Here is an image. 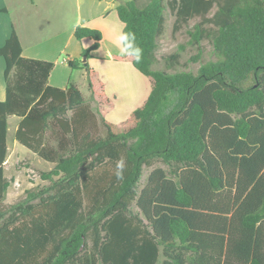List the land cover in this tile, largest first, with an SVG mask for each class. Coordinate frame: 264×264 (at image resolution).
Instances as JSON below:
<instances>
[{
	"label": "trees",
	"instance_id": "obj_1",
	"mask_svg": "<svg viewBox=\"0 0 264 264\" xmlns=\"http://www.w3.org/2000/svg\"><path fill=\"white\" fill-rule=\"evenodd\" d=\"M167 9L177 16L174 32L201 18L187 32L192 60L208 39L217 60L197 74L153 69ZM117 14L143 57L114 60L129 59L151 82L119 130L102 114L111 100L88 63L100 31L77 27L75 38L92 45L68 62L86 70L97 111L74 83L49 85L55 64L25 58L15 30L0 48V264H264V0H129ZM12 116L21 119L16 141L55 166L41 173L49 185L6 205ZM121 158L125 179L117 181ZM157 164L166 169L142 186Z\"/></svg>",
	"mask_w": 264,
	"mask_h": 264
},
{
	"label": "crops",
	"instance_id": "obj_2",
	"mask_svg": "<svg viewBox=\"0 0 264 264\" xmlns=\"http://www.w3.org/2000/svg\"><path fill=\"white\" fill-rule=\"evenodd\" d=\"M121 1L129 0H76L77 17L74 24L73 0H0V48L15 30L25 58L55 64L49 76V85L65 89L72 82L86 98L84 90L89 89L87 72L85 69L71 68L68 62L78 57L82 59L83 49L92 45L88 39L78 41L74 35L75 29L88 27L98 30L103 40L100 48L92 53L89 65L100 77L102 64L116 66L124 88L120 97L129 99L126 104L141 103V106L151 92L149 78L136 70L129 59L121 62L114 60L115 56L123 57L115 45L116 35L125 27L117 14ZM100 50L106 51L103 57L98 55ZM65 54L67 57L61 62L60 58ZM5 69V60L0 58V102L6 100Z\"/></svg>",
	"mask_w": 264,
	"mask_h": 264
},
{
	"label": "rangeland",
	"instance_id": "obj_3",
	"mask_svg": "<svg viewBox=\"0 0 264 264\" xmlns=\"http://www.w3.org/2000/svg\"><path fill=\"white\" fill-rule=\"evenodd\" d=\"M73 1L75 7V24L77 17L76 0ZM216 10L217 6H214L208 16L212 17ZM166 19L167 22L165 26V32L159 39L156 59L153 65L154 70L165 71L170 74L180 72H192L197 74L202 63L217 60L210 39L203 42L204 50L200 60L198 62L192 60L198 52L196 48L188 44L189 35L187 32L188 30L192 29L196 23L201 21L200 17H193L188 23L181 21L180 29L177 32H174L177 16L169 9L166 11ZM207 27H211V25H208ZM104 54H106L105 50H100L98 52V55L102 57ZM173 55H179V58L174 61L172 60ZM66 57V54L62 55L60 61L62 62ZM78 58L80 59V57ZM100 68L102 75L101 79L105 84L106 95L111 100V104L102 110V114L105 115V118L108 122L116 125V130H119L121 129L123 122L129 119L131 113H133L143 104L141 106H139L141 103H139V105L126 104L129 99L127 97H120L121 91H123L124 88L121 84V80H119L120 78L117 74L119 70L116 66L112 67L111 65L102 64ZM84 93L86 96V101L91 105L94 111H97L98 106L97 103L92 101L90 90L86 88ZM98 118L100 122V131L98 134L105 136L106 128L103 125L100 115H98ZM19 121L20 119L16 116L9 118L8 156L4 167L5 176L11 181V186L6 195V205L17 203L26 196L27 191H37L49 185V181L43 180L41 178V173L48 172L55 166L54 164L43 160L38 155L34 154L32 151L23 147L16 141L15 134ZM47 138L51 144H55V140L52 135H48ZM156 168L166 169V167L162 164H157L152 168H146L143 174L142 186L146 184L148 176Z\"/></svg>",
	"mask_w": 264,
	"mask_h": 264
},
{
	"label": "clouds",
	"instance_id": "obj_4",
	"mask_svg": "<svg viewBox=\"0 0 264 264\" xmlns=\"http://www.w3.org/2000/svg\"><path fill=\"white\" fill-rule=\"evenodd\" d=\"M115 45L119 49V54L123 57L140 63L143 57V49L137 44L136 34L132 31H120L115 37ZM126 163L123 158L115 165V178L117 181L125 179Z\"/></svg>",
	"mask_w": 264,
	"mask_h": 264
},
{
	"label": "water",
	"instance_id": "obj_5",
	"mask_svg": "<svg viewBox=\"0 0 264 264\" xmlns=\"http://www.w3.org/2000/svg\"><path fill=\"white\" fill-rule=\"evenodd\" d=\"M83 61H84L85 65H87V60L86 59H83Z\"/></svg>",
	"mask_w": 264,
	"mask_h": 264
}]
</instances>
